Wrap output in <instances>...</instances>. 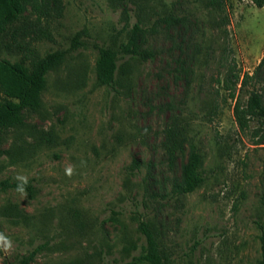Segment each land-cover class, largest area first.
I'll list each match as a JSON object with an SVG mask.
<instances>
[{
    "label": "rangeland",
    "instance_id": "rangeland-1",
    "mask_svg": "<svg viewBox=\"0 0 264 264\" xmlns=\"http://www.w3.org/2000/svg\"><path fill=\"white\" fill-rule=\"evenodd\" d=\"M208 1L37 0L8 26L0 62L66 56L40 106L0 132V234L11 243L0 242V264H129L146 246L141 222L168 264L261 259L264 123L242 128L235 107L262 87L241 83L264 56V8ZM135 25L151 56L120 55V83L100 85L96 47L118 50ZM192 146L205 183L177 195ZM23 179L26 198L6 185Z\"/></svg>",
    "mask_w": 264,
    "mask_h": 264
},
{
    "label": "trees",
    "instance_id": "trees-1",
    "mask_svg": "<svg viewBox=\"0 0 264 264\" xmlns=\"http://www.w3.org/2000/svg\"><path fill=\"white\" fill-rule=\"evenodd\" d=\"M37 0H0V37L5 33L8 26L15 23L22 15L25 5H33ZM135 1V0H132ZM258 8H264V0H252ZM225 0H209L208 7L216 11H224ZM178 18L170 14L163 19L165 23L175 22ZM144 30L135 25L133 32L126 43L120 45L118 50L112 47L96 48L99 51L100 60L98 65V83L102 86H114L120 83L118 79L120 55L146 58L151 54L141 50L139 36ZM76 45L82 46L79 37H75ZM66 56L65 51L50 53L42 59L32 63L30 67L20 64H12L7 61L0 62V94L6 98L0 99V132L14 128L22 123V113L28 108H38L41 103V94L44 90L46 76L49 71L58 66ZM264 56L250 75H244L241 87L248 83L261 85V89H253L245 109H241L237 103L235 113L242 128L247 126L248 120L260 119L264 123ZM236 82L239 76L236 75ZM229 80H227V83ZM261 90V91H260ZM263 90V91H262ZM234 93H232V97ZM202 157L195 146H192L188 163L182 172V182L175 186L177 195H189L200 189L205 183L201 172ZM17 184H6L17 190ZM30 183L26 185V191L32 192ZM140 232L146 240V246L140 256L134 258L129 264H168L164 258L163 247L159 237L152 226L147 222L140 223ZM25 264V263H23ZM257 264H264V236L262 237V255Z\"/></svg>",
    "mask_w": 264,
    "mask_h": 264
},
{
    "label": "clouds",
    "instance_id": "clouds-1",
    "mask_svg": "<svg viewBox=\"0 0 264 264\" xmlns=\"http://www.w3.org/2000/svg\"><path fill=\"white\" fill-rule=\"evenodd\" d=\"M65 174L67 176L73 175V169L71 167L66 168ZM17 179L19 180L20 178ZM27 183H28L27 179H23L22 182L17 184V191L22 193L25 196V198L27 197V192H26ZM0 242H3L2 246L5 251L11 248V243L7 241V238L4 237L3 234H0Z\"/></svg>",
    "mask_w": 264,
    "mask_h": 264
}]
</instances>
